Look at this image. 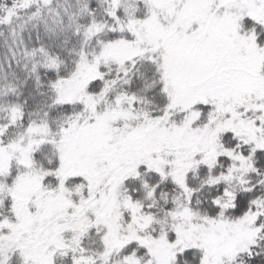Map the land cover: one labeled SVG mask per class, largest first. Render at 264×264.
<instances>
[{
	"label": "snow or ice",
	"instance_id": "6c2138e0",
	"mask_svg": "<svg viewBox=\"0 0 264 264\" xmlns=\"http://www.w3.org/2000/svg\"><path fill=\"white\" fill-rule=\"evenodd\" d=\"M0 264H264V0H0Z\"/></svg>",
	"mask_w": 264,
	"mask_h": 264
}]
</instances>
